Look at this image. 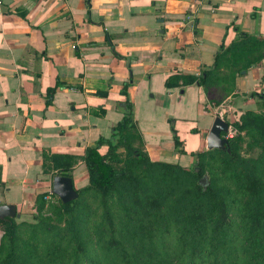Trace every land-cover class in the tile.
<instances>
[{
    "label": "crops",
    "instance_id": "obj_1",
    "mask_svg": "<svg viewBox=\"0 0 264 264\" xmlns=\"http://www.w3.org/2000/svg\"><path fill=\"white\" fill-rule=\"evenodd\" d=\"M240 33L264 38V0H0V204L16 207V222L34 220L38 198L52 191L45 155L77 157L70 177L76 190L86 186L82 157L122 120L125 83L140 131L152 121L140 114L145 102L153 109L149 93L163 94L167 108L185 106V95L201 101L198 125L179 122L182 136L174 127L178 148L171 130L156 147L147 139L142 146L152 161L192 165L207 150L209 103L264 110V57L243 69L245 57L225 54L206 88L167 89L165 81L213 67L222 46L245 41ZM260 53L264 47L245 55Z\"/></svg>",
    "mask_w": 264,
    "mask_h": 264
},
{
    "label": "trees",
    "instance_id": "obj_2",
    "mask_svg": "<svg viewBox=\"0 0 264 264\" xmlns=\"http://www.w3.org/2000/svg\"><path fill=\"white\" fill-rule=\"evenodd\" d=\"M240 35L245 41L222 46L213 67L198 75L172 74L167 89L206 88L228 53L246 58L243 69L262 60L264 53L245 52L264 47V38ZM129 86L121 90L124 116L111 137L85 150L89 182L76 190L77 198L46 203L43 194L33 222L0 219V264H264V110L232 112L228 123L238 134L225 149L194 153L196 166L185 169L152 161L143 150ZM45 161L51 176L70 177L77 157L55 153ZM206 171L209 185L203 186Z\"/></svg>",
    "mask_w": 264,
    "mask_h": 264
},
{
    "label": "rangeland",
    "instance_id": "obj_3",
    "mask_svg": "<svg viewBox=\"0 0 264 264\" xmlns=\"http://www.w3.org/2000/svg\"><path fill=\"white\" fill-rule=\"evenodd\" d=\"M185 97H186V100L184 101L185 106L181 105L180 108H178L177 106H171V107L167 108L166 106L161 105V103H163V101L165 102V97H163V94L161 95V93L160 94L149 93L147 95L146 99L149 98V99L153 100L155 104H153V109H150V108H148L150 106V103L145 102L144 105L147 104L145 107L147 109V111L144 113H143V111H140L141 116H143V117L146 116L147 119L149 116L152 117V121L145 122L144 125L142 126V130L141 131L139 130L140 135H141L140 144H141V142H143V145L145 146L147 143V140H148L149 146L156 147L158 145V142H159L158 141L159 135L162 136V138L165 137L166 134L170 133L172 130H175L174 127L178 126L179 122H182L185 124L197 123V125H198L199 120L196 119V114L199 112H202V110H203V106L201 104V101L200 100L196 101L194 99H190V101L188 102V97L186 95H185ZM133 110H134V107H133ZM177 131L180 133V136H182L183 135L182 132H184V124L179 125L177 127ZM196 161L194 160L192 165H189L185 169H192L194 167V165L196 164ZM202 177H205L206 184L208 186L210 173L208 171H206ZM201 178L199 181H201ZM46 213L48 214L47 215L48 217L53 218V215L51 216V214L48 213V211ZM27 229H29V228L24 227L23 230L26 231ZM27 234H29V233H27ZM0 237H1V234H0Z\"/></svg>",
    "mask_w": 264,
    "mask_h": 264
},
{
    "label": "water",
    "instance_id": "obj_4",
    "mask_svg": "<svg viewBox=\"0 0 264 264\" xmlns=\"http://www.w3.org/2000/svg\"><path fill=\"white\" fill-rule=\"evenodd\" d=\"M228 122L219 116H215L213 122L208 129L206 135V148L225 149L228 145V140L222 136L228 130ZM200 183L206 186L205 177L201 178ZM52 193L59 198L63 203H68L77 198V192L74 188L71 177L65 175H54L52 177ZM19 215L16 213V207L11 204H0V219H15Z\"/></svg>",
    "mask_w": 264,
    "mask_h": 264
},
{
    "label": "built area",
    "instance_id": "obj_5",
    "mask_svg": "<svg viewBox=\"0 0 264 264\" xmlns=\"http://www.w3.org/2000/svg\"><path fill=\"white\" fill-rule=\"evenodd\" d=\"M187 18L189 20H193V15L192 14L187 15ZM208 107L210 111L212 112L213 116H219L228 122V119L232 113V108L230 107L228 102L209 103ZM237 134H238L237 129H235L233 126L229 124L228 130L224 132L222 136L228 140V139L235 137ZM43 198L46 201V203H56L57 202V198L52 193V191H49L48 194L43 196Z\"/></svg>",
    "mask_w": 264,
    "mask_h": 264
}]
</instances>
